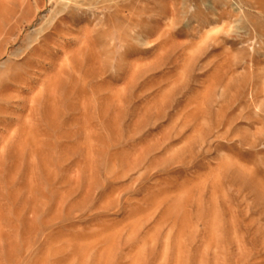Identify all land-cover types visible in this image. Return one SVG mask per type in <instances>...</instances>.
Returning a JSON list of instances; mask_svg holds the SVG:
<instances>
[{
    "label": "rangeland",
    "instance_id": "obj_1",
    "mask_svg": "<svg viewBox=\"0 0 264 264\" xmlns=\"http://www.w3.org/2000/svg\"><path fill=\"white\" fill-rule=\"evenodd\" d=\"M260 12L0 0V264H264Z\"/></svg>",
    "mask_w": 264,
    "mask_h": 264
},
{
    "label": "bare ground",
    "instance_id": "obj_2",
    "mask_svg": "<svg viewBox=\"0 0 264 264\" xmlns=\"http://www.w3.org/2000/svg\"><path fill=\"white\" fill-rule=\"evenodd\" d=\"M72 2H73V1H72ZM81 2H83V1H81ZM81 2H80V3H81ZM89 2H90V1H89ZM76 3H77V2H76ZM85 3H86V2H85ZM92 3H93V2H92ZM249 3H250V2H249ZM77 4H78V3H77ZM78 5H79V4H78ZM82 5H83V4H82ZM250 5H251V4H250ZM85 6H86V5H85ZM251 6H252V5H251ZM251 6H250V7H251ZM262 10H263V9H262ZM260 13H261V12H260ZM261 14L264 15V13H261Z\"/></svg>",
    "mask_w": 264,
    "mask_h": 264
}]
</instances>
